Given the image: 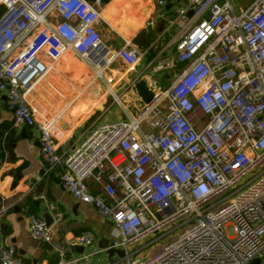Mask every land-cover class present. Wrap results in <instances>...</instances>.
Segmentation results:
<instances>
[{
    "label": "built area",
    "instance_id": "2783aa9c",
    "mask_svg": "<svg viewBox=\"0 0 264 264\" xmlns=\"http://www.w3.org/2000/svg\"><path fill=\"white\" fill-rule=\"evenodd\" d=\"M0 7V98L6 94L15 126L36 128L40 158L60 169L64 190L112 223L122 264H264V0L239 11L231 0L181 3L165 31L177 28L169 44L176 57L157 56L129 86L149 74L151 103L137 96L134 116L95 123L63 155L55 119H39L30 103L34 88L68 56L94 82L118 63L135 72L147 53L125 39L115 49L104 43L101 0H0ZM49 212L56 223L64 217L55 204ZM29 235L53 242L43 217L30 218ZM164 238L158 252L135 258ZM94 240L88 230L54 248L66 257ZM70 263L90 264L89 256ZM0 264L25 263L0 244Z\"/></svg>",
    "mask_w": 264,
    "mask_h": 264
},
{
    "label": "crops",
    "instance_id": "0c3cea01",
    "mask_svg": "<svg viewBox=\"0 0 264 264\" xmlns=\"http://www.w3.org/2000/svg\"><path fill=\"white\" fill-rule=\"evenodd\" d=\"M123 1L109 0L105 10ZM145 1H128V9L123 17L114 15L116 21L109 19L110 25L106 22L108 25L100 28L102 34L107 26L117 35V39L110 44L104 41L112 49L121 46L122 39H125L147 53L135 72L126 73L125 70L117 75V71L125 68L118 63L112 71H108L117 75L112 86L105 75L103 79L92 82L89 70L80 65L75 57L68 56L57 63L30 94L29 100L37 117L41 120L55 119L53 132L59 154H66L77 146L95 123L134 116L141 103L134 87L129 88L132 81L157 56L176 57L175 47L169 44L171 34L177 32V28L170 34L165 31L176 9L185 0L167 1L163 8ZM101 10L103 14L102 7ZM3 11L4 8L0 7V14ZM141 34L140 47L136 42ZM162 79L168 80V73L162 75ZM143 80H151L149 74ZM114 94L121 99V104L115 102ZM114 109L117 111L112 115ZM107 116L110 118L107 119ZM90 187L98 190L92 182ZM39 195H44L45 199H36ZM49 204L57 205L63 213L60 222L52 219ZM33 216L52 219L53 251L42 249V243L30 237L29 221ZM0 223L6 227L5 232L0 228V244L14 246L17 256L25 264H71L74 257L83 256H89L90 264H122L125 257L124 253H107L116 237L112 223L99 215L92 205L77 201L64 190L60 182V169H50L40 158L36 128L15 126L14 113L7 107L5 93L0 98ZM88 230L95 235L91 246H76L66 257L57 253L54 247L58 243ZM107 245L109 247L105 248ZM161 247L135 258H147Z\"/></svg>",
    "mask_w": 264,
    "mask_h": 264
},
{
    "label": "rangeland",
    "instance_id": "374dc122",
    "mask_svg": "<svg viewBox=\"0 0 264 264\" xmlns=\"http://www.w3.org/2000/svg\"><path fill=\"white\" fill-rule=\"evenodd\" d=\"M110 1H112V0H110ZM128 1H130V2L133 3L135 0H124L122 3H119L118 2V3L114 4V6L112 8L109 7L107 10H105L104 15H105V17H106V19H107V21L109 23H110L109 19H111L112 22L114 20L116 21V19H114V15H116V16L118 15L120 17H123L125 15L124 13L128 9L127 8ZM252 1L253 0H231V3L234 5L235 9L237 11H239L240 9L246 8ZM139 2L142 3L141 0H139ZM145 2L148 3V4H154L155 7H157V8L158 7L159 8H161V7L163 8L164 5H166L167 0H146ZM101 7L103 9H106L107 8L106 5H104L102 3V0H101ZM104 29H105V31L103 32L104 34H102L103 41H106V42H108V44H110V43H112L113 41H115L117 39V35L115 34V32L111 28L105 26ZM79 64L82 65L80 62H79ZM125 70L126 69L123 67V69H121V71H117V75L123 74V72H125ZM117 75H113V74L107 72V74H105V78L111 81V83H110V85H111L112 83L115 82V80L117 78ZM114 91H115V87H114ZM116 111H117V109H114L113 112H112V115H113V113H116ZM108 118H110V116H107V119ZM227 233L230 236H232L233 235L232 229L231 228H228L227 229ZM166 240L167 239L164 238V239H161L158 242H153V241L152 242H149L148 241V243L146 245H144V248L141 251H139V253H138L137 256H143V255L148 254V253H150L152 251H155L156 248L160 247V245H162ZM138 247H139L138 245H135V246H133L130 249V251H134Z\"/></svg>",
    "mask_w": 264,
    "mask_h": 264
},
{
    "label": "water",
    "instance_id": "95a60500",
    "mask_svg": "<svg viewBox=\"0 0 264 264\" xmlns=\"http://www.w3.org/2000/svg\"><path fill=\"white\" fill-rule=\"evenodd\" d=\"M141 39H142V34L140 35L138 41L136 42V44L140 47L142 46ZM134 92L140 97V99L142 100L144 104L151 103L153 99V92L148 88L146 80H141L138 83H136L134 86ZM45 220L49 226L52 224V219L50 217H46ZM108 247L109 245H107L105 248H108ZM42 249L47 250V251H53V246L51 243L44 242L42 243ZM107 253L109 255H112L114 253L118 255H123L124 252L122 250L110 248V249H107Z\"/></svg>",
    "mask_w": 264,
    "mask_h": 264
},
{
    "label": "trees",
    "instance_id": "16d2710c",
    "mask_svg": "<svg viewBox=\"0 0 264 264\" xmlns=\"http://www.w3.org/2000/svg\"><path fill=\"white\" fill-rule=\"evenodd\" d=\"M109 2V0H102V3L105 5ZM118 24V23H117ZM0 228L5 232L6 227L0 223Z\"/></svg>",
    "mask_w": 264,
    "mask_h": 264
},
{
    "label": "bare ground",
    "instance_id": "6f19581e",
    "mask_svg": "<svg viewBox=\"0 0 264 264\" xmlns=\"http://www.w3.org/2000/svg\"><path fill=\"white\" fill-rule=\"evenodd\" d=\"M104 12H105V9L103 10V18L106 20V22L108 23V21H107V19H106V17H105V15H104ZM109 24V23H108ZM110 25V24H109Z\"/></svg>",
    "mask_w": 264,
    "mask_h": 264
}]
</instances>
